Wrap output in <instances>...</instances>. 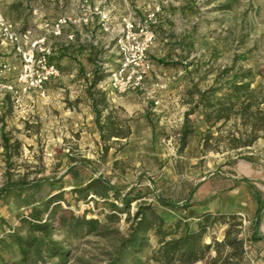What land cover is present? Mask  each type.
Wrapping results in <instances>:
<instances>
[{"label":"rangeland","instance_id":"374dc122","mask_svg":"<svg viewBox=\"0 0 264 264\" xmlns=\"http://www.w3.org/2000/svg\"><path fill=\"white\" fill-rule=\"evenodd\" d=\"M24 1L0 0V9L10 19L19 22L22 18L28 24L34 0L19 4ZM188 1L181 10L178 4L169 5V0H150L148 8L138 5L134 9L143 14L161 4L164 19L156 32L170 31L174 39L166 46L169 41L163 42L156 34L154 49L166 48L162 52L166 56L171 49H180L173 62L163 56L158 63L152 60L142 90L118 94L104 83L107 69L114 64L112 44L108 48L92 45L88 56L81 45L74 49L75 56L66 50L58 53L59 76L47 84L45 96L31 95L36 105H27L30 98L20 106L11 101L4 105L0 114V237L19 227V217L32 207H41L49 196L62 193L64 200L57 211L97 217L104 224L98 234L77 237L54 224L51 233L68 252L66 264H106L127 236L138 205H151L168 225L182 220L192 228L205 211L233 213L241 221L244 258L264 264V238L250 240L256 191L264 198V137L231 149L232 121L208 128L202 108L193 102L194 86L205 89L218 80L227 87L232 77L240 79L246 70L251 71L246 81L254 95L264 101V0ZM11 56L0 49V61L12 60ZM95 65L100 66L101 76L95 89L106 96L102 113L108 125L106 138L95 124L86 92ZM225 70L229 72L222 74ZM161 81L167 83L165 90L155 87ZM187 112L193 132L181 147L180 131ZM120 131L128 134L114 136ZM97 177L130 199L129 205L112 197L109 201L78 200L72 188ZM158 197L179 207L162 205ZM113 201L121 210L111 217ZM225 229L224 223L213 224L204 240H222ZM26 234L23 227L21 235ZM259 234L264 235V208ZM157 245L158 238L150 235L149 246L138 254L142 264H156L150 254ZM214 254L210 251L209 256ZM127 261L133 264V257ZM53 262H58L56 257L47 258V264ZM0 264L32 263L22 260L16 243L7 239L0 244Z\"/></svg>","mask_w":264,"mask_h":264},{"label":"trees","instance_id":"16d2710c","mask_svg":"<svg viewBox=\"0 0 264 264\" xmlns=\"http://www.w3.org/2000/svg\"><path fill=\"white\" fill-rule=\"evenodd\" d=\"M100 66L95 65L92 71L89 86L86 90L90 105L94 113V121L102 138H106L105 131L108 125L102 120V113L106 109V96L95 87L101 80ZM229 72L225 70L222 74ZM251 74L246 70L240 75V79L232 77L230 84L224 87L216 82L205 89L194 86V107H201L205 123L208 128L215 126L219 121L222 125L232 123L229 126V146L237 149L250 146L260 137H264V106L263 100L254 95L253 89L246 81ZM185 114L184 123L180 131V145L185 146L187 137L193 132ZM219 126L218 130L222 127ZM113 134V133H112ZM127 132L120 131L114 136H126ZM4 141V147H6ZM238 154V153H237ZM257 193V206L252 224L250 240L253 242L264 238L259 234L261 214L264 208V198ZM72 193L78 200L101 199L109 201L112 197L128 206L130 199L119 192L108 182L97 177L86 184L73 187ZM63 194L57 193L49 196L41 204V207H32L27 215L19 217L20 226L10 229L0 237V244L5 240H13L19 248L22 260L32 264H47V258L56 257L58 262L50 264H66L68 252L55 239L51 228L54 224L64 227L71 236L98 234L103 223L97 217H86V214L76 215L71 211L59 210V202L63 201ZM162 205L172 208L179 207L177 203L158 197ZM115 202H111L112 215L121 210ZM240 217L231 214H220L205 211L198 216L196 228H192L185 221L178 220L168 225L163 217L150 205H138L133 213V223L126 237L122 238L114 254L106 261V264H127L128 257H133V264H142L138 257L149 246L150 235L158 238V245L150 254V259L156 264H193L199 261L205 264H254L244 258V240L239 236ZM215 223L226 224L222 240L212 237L210 242L204 240V235ZM25 228L27 234L21 235V229ZM214 251V256H209Z\"/></svg>","mask_w":264,"mask_h":264},{"label":"built area","instance_id":"2783aa9c","mask_svg":"<svg viewBox=\"0 0 264 264\" xmlns=\"http://www.w3.org/2000/svg\"><path fill=\"white\" fill-rule=\"evenodd\" d=\"M76 15L62 14L47 19L38 8L31 11V25L10 19L0 9V45L12 54V60L0 61V114L6 99L20 106L31 95H46L47 84L60 73L59 47L56 40L65 28L96 26L99 35L90 38L93 46L113 49L114 64L107 69L104 83L115 93L125 94L142 90L153 68L149 49L156 40V28L163 22L161 4L143 14L130 10L116 14L110 8L90 0H80ZM74 40L73 32L67 36ZM157 90H165L166 82L155 83ZM158 100L154 103L157 105Z\"/></svg>","mask_w":264,"mask_h":264},{"label":"crops","instance_id":"0c3cea01","mask_svg":"<svg viewBox=\"0 0 264 264\" xmlns=\"http://www.w3.org/2000/svg\"><path fill=\"white\" fill-rule=\"evenodd\" d=\"M23 1V0H21ZM80 0H34V6L31 7H36L40 10L41 14L43 15V17L47 18V19H52L55 17H58L62 14H69L72 16L76 15V6L79 3ZM92 2L95 3H100L104 6H110L112 8V11L116 14H121V13H127L130 10H134V9H138V5H144L143 8H148L150 6V0H90ZM32 0H25L24 2H20L19 4L22 5H26L27 3H31ZM152 3V2H151ZM191 3L188 0H169V5H174V4H178L179 6V10H181L186 4ZM13 3H10V5L12 6V8H15V5H12ZM185 10V9H184ZM20 23H22L23 28H26L28 26H30L31 22L29 23V20L27 19L26 22H28V24L24 23V20L22 18H20L19 20ZM28 25V26H27ZM25 26V27H24ZM84 27V28H83ZM165 29V28H164ZM161 29H159V31L157 32L158 36H161V39H163V42H168L166 46H168L174 39V36L171 35L170 31H160ZM99 27L98 25L96 26H76V27H68L65 28L63 31V34L58 37L56 40V44L58 45V49L59 52H63L64 50H66V52H68V54H72V56H75L74 53V49L78 48L79 46H85L86 48H83L82 51L86 52V55H89V52L91 51V42L89 41L90 38H95L99 35ZM74 34V40L69 41L67 39V36L72 33ZM158 44V41H157ZM166 44V43H164ZM103 43L100 42V46H102ZM99 46V47H100ZM153 47L150 48L149 50V54H150V58L155 61L156 63L160 62L159 60L163 57H165V60H169L171 62L177 60V56L174 55L176 52H179L180 49L177 48H173L168 52L169 55L166 56L164 53L166 52V48H159V49H154L156 46V43L154 45H152ZM0 49L3 50V52L9 53L10 51L4 47L0 45ZM162 52H164L162 54ZM167 53V54H168ZM10 58H13L12 56ZM158 61V62H157ZM11 100L9 99V97L6 99L5 101V106L7 105L8 102H10ZM35 100H33L30 97V100L27 101V105L29 106V104H35L36 105ZM12 103V101H11ZM1 117V116H0ZM261 222V221H260Z\"/></svg>","mask_w":264,"mask_h":264}]
</instances>
